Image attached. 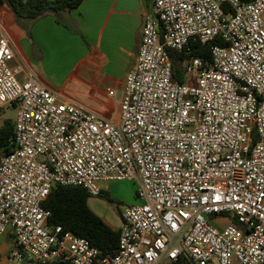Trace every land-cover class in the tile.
<instances>
[{
	"label": "built area",
	"instance_id": "built-area-1",
	"mask_svg": "<svg viewBox=\"0 0 264 264\" xmlns=\"http://www.w3.org/2000/svg\"><path fill=\"white\" fill-rule=\"evenodd\" d=\"M150 3L119 122L15 61L0 23V110L17 109L0 156V238L10 231L16 246L0 264H264V0ZM216 38L211 62L189 58L174 81L166 49ZM122 179L140 202L122 211L114 252L49 223L53 185L98 196ZM225 214L236 221L212 225Z\"/></svg>",
	"mask_w": 264,
	"mask_h": 264
},
{
	"label": "crops",
	"instance_id": "crops-1",
	"mask_svg": "<svg viewBox=\"0 0 264 264\" xmlns=\"http://www.w3.org/2000/svg\"><path fill=\"white\" fill-rule=\"evenodd\" d=\"M150 7V0H82L73 10L17 22L9 8L1 6L0 23L15 61L77 106L119 122L125 76L136 63ZM2 237L0 255H7L15 241L10 231Z\"/></svg>",
	"mask_w": 264,
	"mask_h": 264
},
{
	"label": "trees",
	"instance_id": "trees-1",
	"mask_svg": "<svg viewBox=\"0 0 264 264\" xmlns=\"http://www.w3.org/2000/svg\"><path fill=\"white\" fill-rule=\"evenodd\" d=\"M82 0H0V6H7L17 22L22 19L35 20L48 13L69 11L77 8ZM219 39L208 44L193 41L188 48L176 50L167 48L171 58L173 80L185 82L184 66L189 58H200L211 62L210 48ZM14 122L6 119L0 126V156L12 151ZM102 194V190L99 195ZM91 195L82 186H64L55 184L49 191L43 206L50 210L49 223L60 225L64 231L85 237L103 253H112L118 245L119 229L111 228L100 216L88 206ZM227 215V214H225ZM233 222L234 216H230ZM16 246V245H14ZM69 264V263H54ZM173 264H185L182 261Z\"/></svg>",
	"mask_w": 264,
	"mask_h": 264
},
{
	"label": "rangeland",
	"instance_id": "rangeland-1",
	"mask_svg": "<svg viewBox=\"0 0 264 264\" xmlns=\"http://www.w3.org/2000/svg\"><path fill=\"white\" fill-rule=\"evenodd\" d=\"M16 107L6 105L0 110V126L6 119L15 120ZM102 194L91 196L88 199L90 209L100 216L109 226L119 229L121 226V213L131 204L139 203L137 198L136 183L131 179L111 180L101 182ZM230 214L219 216L211 221L216 228H223L230 222ZM5 246L10 245V241L1 238ZM237 264V263H233Z\"/></svg>",
	"mask_w": 264,
	"mask_h": 264
}]
</instances>
